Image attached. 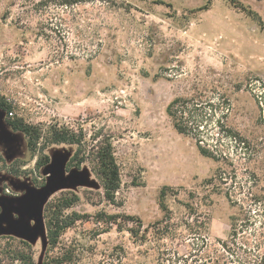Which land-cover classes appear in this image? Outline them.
Instances as JSON below:
<instances>
[{
	"label": "rangeland",
	"instance_id": "374dc122",
	"mask_svg": "<svg viewBox=\"0 0 264 264\" xmlns=\"http://www.w3.org/2000/svg\"><path fill=\"white\" fill-rule=\"evenodd\" d=\"M38 1L0 0V97L14 113L0 110V264L17 251L40 263L43 209L64 191L80 196L73 211L85 215L61 239L77 247L80 264H162L163 247L176 264H213L204 254L215 264H264V204L246 202L264 195V0H99L52 7L53 20L35 12ZM178 98L199 107V138L176 130L168 106ZM8 118L44 131L73 127L86 149L97 132L113 136L122 182L115 201L105 198L90 157L68 172L75 146L44 135L34 153ZM199 141L220 160L203 156ZM45 156L51 162L38 167ZM220 168L232 201L226 188L206 184ZM164 187L172 190L173 233L137 240L128 230L138 223L126 216L139 217L143 229L162 220ZM192 202L199 223H208L201 251L189 231ZM110 215L117 225L107 224ZM234 219L243 229L231 239Z\"/></svg>",
	"mask_w": 264,
	"mask_h": 264
},
{
	"label": "trees",
	"instance_id": "16d2710c",
	"mask_svg": "<svg viewBox=\"0 0 264 264\" xmlns=\"http://www.w3.org/2000/svg\"><path fill=\"white\" fill-rule=\"evenodd\" d=\"M99 0H40L35 5V12L42 16H47L53 20L55 15L49 14L48 10H51L52 7L60 8V9H71L75 6L93 3ZM246 10V7H242ZM200 10H206L207 5L205 7L199 8ZM251 12V15L256 16L260 21V16L253 12L251 9H247ZM60 21H62L60 19ZM50 28H52L50 26ZM54 30L55 29H51ZM192 101L184 98H178L174 100L168 106V114L174 121V126L176 130L183 135L198 137V131H200L201 124L203 119L201 120L198 111L199 107L194 105ZM0 109L6 112L7 114H13V106L8 103L4 98L0 97ZM13 117V116H12ZM7 123L12 127L13 130L22 132L26 135L28 139V147L32 152H37V149L40 145V141L42 139H47V142L52 144H69L75 146L76 153L70 159L67 164L66 170L70 172L72 169H80L81 166L87 161V158L90 157L93 163V170L99 180L102 183V187L104 190L105 198L109 202H114L116 199V194L121 188V170L116 158L115 146H114V137L109 135H104L102 131L97 132L93 137L94 144L90 149H86L83 146V133L73 127L67 125H54L47 128L44 131L42 128L30 126L22 119L18 118H8ZM234 134V133H233ZM232 134V135H233ZM45 135V136H44ZM236 141L239 143H243L245 145L248 144V141L238 134L234 136ZM199 149L203 156L208 158H213L216 161H219V157L214 155L209 149L203 147L202 141H199ZM222 160L226 161L227 159L221 155ZM51 162L48 156H45L41 160L38 161V167H43L48 165ZM17 172V171H11ZM228 173L223 171V169H218L215 176L212 179L206 181V184L213 185L216 182L217 189L223 191L222 188H226V196L228 199L232 201V196L230 194V188H228ZM45 184L42 185V187ZM170 187H164L160 193L159 204L160 208L164 213V218L160 221H157L154 224L149 225L146 229H143V222L139 217L136 216H126L127 220L135 221L138 223L137 228L129 229V233L132 237L137 240H141L143 242L148 241L149 234H152L153 238L156 237V241H163L167 236L173 233V229L170 227V223H172L173 212L170 210L168 205V200L170 198L169 192H171ZM193 196V195H192ZM80 196L73 191H64L62 195L57 198L53 202H47L44 207V223L46 227V234L48 245L46 249V253L44 256V260L42 264H80L79 253L76 246L63 245L61 242L62 237L66 234V232L72 229L77 222L81 221L85 215L80 214L78 212L73 211V209L80 202ZM249 207L252 205H263L264 204V195L260 197L253 196L251 198L247 197V201ZM251 203V204H250ZM245 203L241 204V208L243 211H246L244 208ZM188 210V216H190L192 222L189 223L190 235L192 238H201V242L196 244L197 249L194 248V251H201L198 248L203 247L208 249L209 242L206 235H203L207 231L208 223L200 222L199 218L201 217L199 212V207L195 203H188L186 205ZM247 212V211H246ZM251 211H248L250 214ZM235 220V219H234ZM98 223L104 222L103 215H99L97 219ZM118 215H110L107 220V224L109 225H117L118 223ZM232 234L231 239H234L241 233L243 227L242 224H239L234 221L231 225ZM204 230V231H203ZM199 236V237H198ZM3 236H0L2 238ZM13 237V236H9ZM16 238V237H13ZM24 244V247L30 250V242L20 239ZM197 241H199L197 239ZM221 249L224 253L229 254L231 248L227 241L217 240ZM218 258H223L227 262L225 258V254L218 252ZM160 258L162 264L165 262L170 264H176L179 262V257L176 255H172L170 250L166 247L160 249ZM170 258V259H169ZM204 258L208 259V263L215 264V260L212 258L210 254H204ZM11 264H35L34 259L29 254H26L25 251L20 252L17 251L10 259Z\"/></svg>",
	"mask_w": 264,
	"mask_h": 264
},
{
	"label": "water",
	"instance_id": "95a60500",
	"mask_svg": "<svg viewBox=\"0 0 264 264\" xmlns=\"http://www.w3.org/2000/svg\"><path fill=\"white\" fill-rule=\"evenodd\" d=\"M1 110V109H0ZM2 112H4L3 110H1ZM69 162V161H68ZM68 164V163H67ZM73 170V169H72ZM47 204V203H46ZM45 204V205H46ZM45 207V206H44ZM43 213H44V209H43ZM43 218V222H44V216H42ZM45 224V223H44ZM45 230H46V227H45ZM45 238H46V246H45V251H44V256H45V253H46V249H47V245H48V240H47V234L45 235ZM27 241V240H26ZM29 242V241H28ZM44 256H43V259L40 261L39 264H42L43 260H44Z\"/></svg>",
	"mask_w": 264,
	"mask_h": 264
},
{
	"label": "built area",
	"instance_id": "2783aa9c",
	"mask_svg": "<svg viewBox=\"0 0 264 264\" xmlns=\"http://www.w3.org/2000/svg\"><path fill=\"white\" fill-rule=\"evenodd\" d=\"M10 116L12 117V116H13V114L11 113V114H10Z\"/></svg>",
	"mask_w": 264,
	"mask_h": 264
}]
</instances>
